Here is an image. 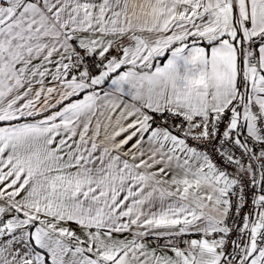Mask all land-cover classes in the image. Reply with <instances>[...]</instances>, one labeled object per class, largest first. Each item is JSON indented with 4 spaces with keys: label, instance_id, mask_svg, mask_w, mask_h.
Returning <instances> with one entry per match:
<instances>
[{
    "label": "snow or ice",
    "instance_id": "snow-or-ice-1",
    "mask_svg": "<svg viewBox=\"0 0 264 264\" xmlns=\"http://www.w3.org/2000/svg\"><path fill=\"white\" fill-rule=\"evenodd\" d=\"M0 264H264V0H0Z\"/></svg>",
    "mask_w": 264,
    "mask_h": 264
},
{
    "label": "clouds",
    "instance_id": "clouds-1",
    "mask_svg": "<svg viewBox=\"0 0 264 264\" xmlns=\"http://www.w3.org/2000/svg\"><path fill=\"white\" fill-rule=\"evenodd\" d=\"M125 83L126 86L133 90L134 100L138 104H155L164 93L175 95L177 91H182V86L179 82H176L174 87L167 76L158 75L152 71H138L130 76ZM186 99L188 103L197 107L204 106L203 101L195 92Z\"/></svg>",
    "mask_w": 264,
    "mask_h": 264
},
{
    "label": "crops",
    "instance_id": "crops-1",
    "mask_svg": "<svg viewBox=\"0 0 264 264\" xmlns=\"http://www.w3.org/2000/svg\"><path fill=\"white\" fill-rule=\"evenodd\" d=\"M178 63H179V70L181 71V73H183V70H184L183 61H179ZM124 87H125V91H127L128 90V86L125 85Z\"/></svg>",
    "mask_w": 264,
    "mask_h": 264
}]
</instances>
